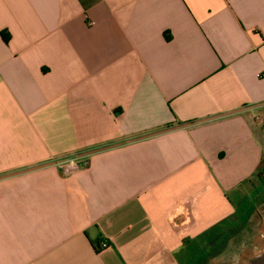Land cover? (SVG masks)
<instances>
[{"label":"crops","instance_id":"0c3cea01","mask_svg":"<svg viewBox=\"0 0 264 264\" xmlns=\"http://www.w3.org/2000/svg\"><path fill=\"white\" fill-rule=\"evenodd\" d=\"M263 162L264 0H0V264H247Z\"/></svg>","mask_w":264,"mask_h":264},{"label":"built area","instance_id":"2783aa9c","mask_svg":"<svg viewBox=\"0 0 264 264\" xmlns=\"http://www.w3.org/2000/svg\"><path fill=\"white\" fill-rule=\"evenodd\" d=\"M86 165V161H79L76 157L66 158L61 162V168L66 175H71L77 172L82 166ZM102 248H107L108 243L105 241L101 244Z\"/></svg>","mask_w":264,"mask_h":264},{"label":"trees","instance_id":"16d2710c","mask_svg":"<svg viewBox=\"0 0 264 264\" xmlns=\"http://www.w3.org/2000/svg\"><path fill=\"white\" fill-rule=\"evenodd\" d=\"M4 35V39L8 42L10 35ZM264 176V162L261 164V166L257 169L256 173L253 175V179H249V183H253V181L261 180V178Z\"/></svg>","mask_w":264,"mask_h":264},{"label":"water","instance_id":"95a60500","mask_svg":"<svg viewBox=\"0 0 264 264\" xmlns=\"http://www.w3.org/2000/svg\"><path fill=\"white\" fill-rule=\"evenodd\" d=\"M247 264H264V248L248 260Z\"/></svg>","mask_w":264,"mask_h":264},{"label":"rangeland","instance_id":"374dc122","mask_svg":"<svg viewBox=\"0 0 264 264\" xmlns=\"http://www.w3.org/2000/svg\"><path fill=\"white\" fill-rule=\"evenodd\" d=\"M242 219L246 221V216L243 217ZM246 249H249V248H246ZM249 250H250V249H249ZM234 251H235L234 249H229V250L227 251L228 256H229L231 253H233ZM259 252H260V251H259Z\"/></svg>","mask_w":264,"mask_h":264}]
</instances>
